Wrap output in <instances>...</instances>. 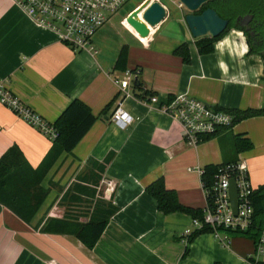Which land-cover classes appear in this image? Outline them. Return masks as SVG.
<instances>
[{
    "label": "crops",
    "instance_id": "1",
    "mask_svg": "<svg viewBox=\"0 0 264 264\" xmlns=\"http://www.w3.org/2000/svg\"><path fill=\"white\" fill-rule=\"evenodd\" d=\"M145 1L138 0L124 13L118 21L121 30L114 35L109 27L113 15L94 35L92 54L72 51L52 31L34 25L12 0H0V82L47 123H54L74 99L97 117L72 152L62 154L43 179L42 187L50 182L54 186L29 224L0 204V264H252L249 258L264 262V257L254 254V241L243 236L230 235L229 245L224 246L204 232L185 244L182 234L190 229L192 217L163 214L145 192L161 178L176 192L180 204L203 209L204 192L195 168L240 158L247 165L251 186L264 184V116L237 122L193 148L182 140L177 123L159 110L179 94L228 111L260 109L264 107V59L250 46L243 64L227 53L219 56L216 42L234 28L214 43L211 53H198L197 38L184 21L187 13L173 0L171 6L153 0L173 15L152 28L146 39L140 38L126 17ZM182 44L188 49V63L173 54ZM123 47L126 70L139 71L141 86L130 87L132 96L124 99L115 83L125 74L116 69ZM221 58L229 65L227 76L218 67ZM144 92L157 102L149 104ZM120 102L133 119L124 129L110 121ZM237 134H245L252 148L235 155L232 138ZM51 144L0 105V157L15 147L36 168ZM83 177L87 182H82ZM96 178L94 185L90 181ZM69 180L86 188L85 194L68 190ZM74 193L77 200H69ZM95 203L109 205L115 212L93 248L73 235L42 230L46 219L86 223Z\"/></svg>",
    "mask_w": 264,
    "mask_h": 264
},
{
    "label": "built area",
    "instance_id": "2",
    "mask_svg": "<svg viewBox=\"0 0 264 264\" xmlns=\"http://www.w3.org/2000/svg\"><path fill=\"white\" fill-rule=\"evenodd\" d=\"M15 5L37 27L52 31L58 41L74 52H96L93 37L96 32L130 0H12ZM165 8V7H164ZM177 8L182 11L184 6L178 2ZM134 77L125 72L121 80L115 83L123 99L131 97L128 92L133 87ZM149 104L157 99L147 95ZM0 105L10 109L12 113L21 117L28 125L34 127L51 141L57 134L52 125L33 113L13 96L0 82ZM118 103L110 116V121L124 129L133 122ZM159 110L168 115L181 131L182 140L187 146L195 148L206 137L214 136L222 130L232 127L234 115L227 110L211 106L206 102L186 94L174 96L159 107ZM194 171V169H188ZM200 175L203 168H195ZM234 180L237 190V208L234 214L230 198V181ZM201 187L204 192L205 206L202 209L201 219L192 218L190 229L183 232V242L194 233L208 230L213 237L224 246L230 243V234L227 231L243 233L253 223V206L251 195L253 188L248 180L247 165L244 160L238 159L235 163L227 164L218 169L209 189ZM106 191L111 190V183L107 182ZM256 257H264V225L254 246Z\"/></svg>",
    "mask_w": 264,
    "mask_h": 264
},
{
    "label": "trees",
    "instance_id": "3",
    "mask_svg": "<svg viewBox=\"0 0 264 264\" xmlns=\"http://www.w3.org/2000/svg\"><path fill=\"white\" fill-rule=\"evenodd\" d=\"M263 2L264 0H209L197 13L199 14L205 9H213L221 18L228 20L229 23L227 29L217 38H211L209 36L197 38L195 45L198 53H211L214 43L219 40L225 32L231 28L238 29L239 27L234 24L236 17L253 11L258 15L260 8L261 10L263 9L262 12L264 13ZM241 30L244 31V29ZM244 33L246 34L245 31ZM173 54L179 57L183 63L189 62V53L185 44L175 48ZM126 60L127 52L126 48L123 47L116 62V69L126 72ZM130 72L135 74L132 81L133 88H140L141 86L138 80L139 71L135 69ZM143 95H149V93L144 92ZM109 107L110 105H107L104 110ZM228 112L234 115L233 126L237 122L245 119L264 116V107L260 109H246L243 111L229 110ZM96 118L97 117L92 114L91 110L82 101L78 99L72 100L61 112L55 122L49 123L52 125L57 136L52 140L50 149L36 168H32L26 162L18 148L13 147L7 150L0 157V204L8 208L23 222L29 224L47 199L51 188L54 186L53 183L50 182L47 188L42 187L41 184L43 179L62 154L72 152ZM214 136L206 137L204 141ZM251 148L252 144L250 140L245 137V134L233 136L232 149L235 155L248 151ZM237 160L238 159H234L217 165L209 164L204 166L200 178L203 186L209 189L212 185L214 176L218 173V169L227 164L235 163ZM82 179V182H87V179L84 177ZM90 182L97 185L98 179L96 178ZM84 189L86 188L82 187V185H74L72 190L77 194H85L83 193ZM145 192L155 200L157 209L163 214L179 212L198 219H201L203 215L202 209H193L180 204L176 192L172 189H168L161 178L149 184L145 188ZM75 193L69 195V200H77L78 197L77 195L75 196ZM251 201L253 206V223L251 227L243 233L227 232H229L230 235L246 237L256 243L264 225V184L259 185L253 190ZM114 212L115 208L109 205L104 208V206H99V203H95L94 209L86 223L69 222L67 219H46L42 221V230L47 233L73 235L84 246L91 249L98 241L108 223L109 217L112 216ZM204 232L209 231L203 230L194 232L188 238V242L196 235ZM248 261L252 264H264V262L256 261L253 258H249Z\"/></svg>",
    "mask_w": 264,
    "mask_h": 264
},
{
    "label": "water",
    "instance_id": "4",
    "mask_svg": "<svg viewBox=\"0 0 264 264\" xmlns=\"http://www.w3.org/2000/svg\"><path fill=\"white\" fill-rule=\"evenodd\" d=\"M208 1L209 0H178V2H180L188 11L184 16V21L193 38H201L204 36L217 38L228 27V20L221 18L213 9H205L201 13H197ZM139 7L142 8L138 13H141L143 22L150 28L158 26L168 14L173 15L172 12L168 13L167 10L157 1L146 0L137 8ZM130 14L126 17L128 24L134 28L140 38L146 39L150 34L148 28L145 24L130 17ZM249 20L250 17H246V22H249ZM229 184V198L231 208L235 214L237 208V190L235 181L231 180Z\"/></svg>",
    "mask_w": 264,
    "mask_h": 264
},
{
    "label": "clouds",
    "instance_id": "5",
    "mask_svg": "<svg viewBox=\"0 0 264 264\" xmlns=\"http://www.w3.org/2000/svg\"><path fill=\"white\" fill-rule=\"evenodd\" d=\"M215 49L220 57H223L227 53L231 59L239 60L243 64L245 63L244 57L249 52V45L245 33L234 28L221 40L216 42ZM218 67L224 76L228 75L229 65L222 58L218 59ZM240 75L243 76L244 73H240Z\"/></svg>",
    "mask_w": 264,
    "mask_h": 264
},
{
    "label": "flooded vegetation",
    "instance_id": "6",
    "mask_svg": "<svg viewBox=\"0 0 264 264\" xmlns=\"http://www.w3.org/2000/svg\"><path fill=\"white\" fill-rule=\"evenodd\" d=\"M262 10L260 8L258 15L253 11L236 17L234 24L244 29L250 49L259 53L264 59V13ZM246 17H250L249 22H246Z\"/></svg>",
    "mask_w": 264,
    "mask_h": 264
},
{
    "label": "rangeland",
    "instance_id": "7",
    "mask_svg": "<svg viewBox=\"0 0 264 264\" xmlns=\"http://www.w3.org/2000/svg\"><path fill=\"white\" fill-rule=\"evenodd\" d=\"M138 0H130L127 4H125V6L121 9V11L118 13V14H116V15H114L113 16V18H112V20H111V22H110V24H109V27H110V31H111V34L112 35H114V34H117L118 33V31H119V29L121 28V27H119L118 26V21L121 19V17L124 15V13H126L128 10H130V8H132L135 4H136V2H137ZM175 3H178V0H173ZM164 2H166L168 5H170L171 6V4H170V2H169V0H164ZM183 12L184 13H188V11L184 8L183 9ZM132 13V12H131ZM131 15V14H130ZM138 17H140V16H138ZM121 30V29H120ZM230 133V132H229ZM241 159V158H240ZM70 183V184H69ZM67 184H69V190H71V189H73V184H75L74 182H70V180L67 182ZM66 184V185H67ZM62 189H64V188H62ZM74 206V205H73ZM74 207H76V206H74ZM80 207H82V206H80Z\"/></svg>",
    "mask_w": 264,
    "mask_h": 264
},
{
    "label": "bare ground",
    "instance_id": "8",
    "mask_svg": "<svg viewBox=\"0 0 264 264\" xmlns=\"http://www.w3.org/2000/svg\"><path fill=\"white\" fill-rule=\"evenodd\" d=\"M152 1H153V0H152ZM141 8H142V7H139V8H137V9H135V10L133 11V13L130 15V17H132L133 19L139 21L140 23L145 24V23L143 22V20H142L141 13H138V12L140 11ZM137 13H138V14H137ZM138 16H140V17H138ZM145 25H146V24H145ZM146 27L148 28L149 32H151V29H152V28H150L148 25H146Z\"/></svg>",
    "mask_w": 264,
    "mask_h": 264
}]
</instances>
